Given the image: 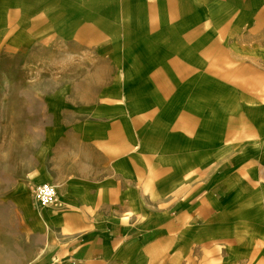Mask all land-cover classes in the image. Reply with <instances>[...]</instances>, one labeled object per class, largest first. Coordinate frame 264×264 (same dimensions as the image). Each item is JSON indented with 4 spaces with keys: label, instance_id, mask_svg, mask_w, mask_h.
Wrapping results in <instances>:
<instances>
[{
    "label": "crops",
    "instance_id": "0c3cea01",
    "mask_svg": "<svg viewBox=\"0 0 264 264\" xmlns=\"http://www.w3.org/2000/svg\"><path fill=\"white\" fill-rule=\"evenodd\" d=\"M3 10L16 30L44 25L93 48L108 69L92 77L109 79L79 90L90 100L46 106L26 178L58 195L51 207L23 202L45 235L24 264H264V0H0Z\"/></svg>",
    "mask_w": 264,
    "mask_h": 264
},
{
    "label": "rangeland",
    "instance_id": "374dc122",
    "mask_svg": "<svg viewBox=\"0 0 264 264\" xmlns=\"http://www.w3.org/2000/svg\"><path fill=\"white\" fill-rule=\"evenodd\" d=\"M3 11L0 15V231H5L3 241L8 254L0 264H24L45 239L43 233L33 231L23 218V202L34 197L38 185L29 183L26 173L35 166L33 159L39 152L43 130L50 122L46 106L90 100L93 95L80 94L79 90L108 85L109 79L92 77L105 75L108 69L100 63L93 48L64 43L56 37V31L43 30L44 25L33 31L16 30L12 10ZM85 38L89 39L88 34ZM219 257L211 254L206 257L207 263L220 264L212 261ZM164 264L173 263L166 258ZM180 264H205V258L200 263L199 259L195 262L192 257L182 255Z\"/></svg>",
    "mask_w": 264,
    "mask_h": 264
},
{
    "label": "built area",
    "instance_id": "2783aa9c",
    "mask_svg": "<svg viewBox=\"0 0 264 264\" xmlns=\"http://www.w3.org/2000/svg\"><path fill=\"white\" fill-rule=\"evenodd\" d=\"M57 188L52 183H41L34 190V198L41 207H51L57 201Z\"/></svg>",
    "mask_w": 264,
    "mask_h": 264
}]
</instances>
